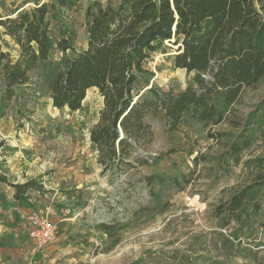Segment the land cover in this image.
<instances>
[{
    "label": "rangeland",
    "instance_id": "1",
    "mask_svg": "<svg viewBox=\"0 0 264 264\" xmlns=\"http://www.w3.org/2000/svg\"><path fill=\"white\" fill-rule=\"evenodd\" d=\"M47 1L0 0V20ZM93 1L79 0L70 13L78 50L86 45L85 12ZM3 31L0 54L16 57L18 48ZM165 46L149 62L150 85L177 93L190 78L174 66L176 46ZM4 88L0 75V171L10 183L36 182L30 200L42 201L39 209H49L59 225L57 239L36 248L27 232L33 207L19 215L29 205L16 202L14 189L0 183V264H264V189L254 193L261 206L256 217L249 209V219L225 224L216 214L264 172V78L244 90L219 126L187 120L169 133L163 118L148 117L152 139L141 143L130 166L105 173L90 141L103 108L96 89L88 91L81 111L71 112L54 108L43 88L4 106ZM246 128L252 146L237 163L225 161L229 144ZM153 174L166 178L155 196L146 184ZM101 224L116 227L115 246Z\"/></svg>",
    "mask_w": 264,
    "mask_h": 264
},
{
    "label": "trees",
    "instance_id": "2",
    "mask_svg": "<svg viewBox=\"0 0 264 264\" xmlns=\"http://www.w3.org/2000/svg\"><path fill=\"white\" fill-rule=\"evenodd\" d=\"M78 1L36 3L0 20L3 34L18 48L16 57L0 54L1 104L43 88L54 108L77 112L88 91L96 89L103 108L90 141L104 173L130 166L141 143L152 139L148 117L163 118L169 133L178 132L187 120L204 128L219 126L244 90L264 78V0H94L85 12L87 40L81 50L70 21ZM169 43L176 46L175 68L190 78L177 93L150 85L149 62ZM248 129L229 144L225 161L237 163L252 146ZM259 167L264 169V159ZM165 181L163 175L146 177L152 196L156 184ZM0 183L12 187L17 200L29 199L36 185L10 183L1 171ZM263 189L260 172L256 181L220 204L216 214L225 224L244 221L249 209L256 217L261 206L254 193ZM99 229L111 247L118 243L115 226L101 224Z\"/></svg>",
    "mask_w": 264,
    "mask_h": 264
},
{
    "label": "built area",
    "instance_id": "3",
    "mask_svg": "<svg viewBox=\"0 0 264 264\" xmlns=\"http://www.w3.org/2000/svg\"><path fill=\"white\" fill-rule=\"evenodd\" d=\"M28 238L36 248H44L57 239L58 223L50 218L48 210L34 211L28 218Z\"/></svg>",
    "mask_w": 264,
    "mask_h": 264
},
{
    "label": "crops",
    "instance_id": "4",
    "mask_svg": "<svg viewBox=\"0 0 264 264\" xmlns=\"http://www.w3.org/2000/svg\"><path fill=\"white\" fill-rule=\"evenodd\" d=\"M14 184V183H13ZM21 185V184H20ZM31 199V195H30V198L29 199H27V200H17L16 198H15V193H14V200L16 201V202H20V203H25V204H28L29 206H25L24 207V205H23V209L21 210V211H18V214L19 215H23L24 213H25V210L28 208V207H33V209H31L28 213H27V215H29V214H31L32 212H34V211H44V210H48V211H50L49 209H44V210H42V209H39V207H44V204L42 203V201H40L39 199H36L35 201H32V200H30ZM30 202H32V203H30ZM56 223H58V222H56ZM58 225H59V223H58Z\"/></svg>",
    "mask_w": 264,
    "mask_h": 264
},
{
    "label": "water",
    "instance_id": "5",
    "mask_svg": "<svg viewBox=\"0 0 264 264\" xmlns=\"http://www.w3.org/2000/svg\"><path fill=\"white\" fill-rule=\"evenodd\" d=\"M174 54H176V53H174Z\"/></svg>",
    "mask_w": 264,
    "mask_h": 264
}]
</instances>
